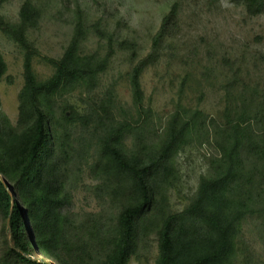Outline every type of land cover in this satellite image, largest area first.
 Returning <instances> with one entry per match:
<instances>
[{"label": "trees", "instance_id": "obj_1", "mask_svg": "<svg viewBox=\"0 0 264 264\" xmlns=\"http://www.w3.org/2000/svg\"><path fill=\"white\" fill-rule=\"evenodd\" d=\"M228 1L251 17L264 15V0ZM6 2L0 0V8ZM42 21L31 0L22 2L16 22L0 15V32L23 51L16 125L0 111V176L7 182L6 189L0 181L5 230L0 264H128L151 236L157 243L154 264H237L239 256L247 261L251 245L243 240L244 223L253 220L264 239V87L249 94L235 71L224 91L238 105L222 119L198 109L187 115L177 104L157 128L141 79L156 62L159 45L175 35L174 4L144 58H137L134 43L117 42L129 51L131 105L119 103L112 86L77 113L59 107L58 99L77 89L95 91L114 54L112 42L104 55L85 54L88 32L77 18L62 56L42 58L52 73L40 80L33 68L39 53L27 35ZM258 59L264 65V53ZM6 72L0 53V82ZM190 136L212 152L204 157L206 169L188 204L173 212L168 193ZM87 173L104 196V221L102 215L78 217L71 210L77 180Z\"/></svg>", "mask_w": 264, "mask_h": 264}, {"label": "rangeland", "instance_id": "obj_2", "mask_svg": "<svg viewBox=\"0 0 264 264\" xmlns=\"http://www.w3.org/2000/svg\"><path fill=\"white\" fill-rule=\"evenodd\" d=\"M23 1L8 0L0 8V15L9 22H16ZM31 1L40 9L43 19L38 28L27 35L39 53L33 63L38 79L44 80L51 75V67L42 58L62 56L77 18L82 19L88 32L85 54L99 51L104 55L108 40L112 42L114 54L95 91L87 93L77 89L62 95L57 102L59 107L68 105L82 113L92 107V100L103 98L112 86L117 101L130 106L129 51L118 48L117 42L134 43L137 58H144L151 50L152 38L163 17L174 4H177L178 18L175 35L159 45L156 62L148 66L141 79L144 104L153 109L157 128L162 127L161 120L177 104L187 115L198 109L207 118L222 119L226 109L233 110L238 105L235 95L227 98L224 91L235 71H238L239 84H244L249 94L254 89L260 93L263 90L264 65L258 57L264 53V15L251 17L243 6L228 0ZM0 53L7 66L0 82V111L14 126L18 118V94L23 87V51L0 32ZM182 84L184 88L180 91ZM77 141L82 143L80 135ZM211 150L206 144L198 147L194 138H188L176 159L177 181L168 193L171 211L178 212L188 204L206 169L204 157L211 154ZM95 186L91 176L83 174L80 181L77 180L71 210L78 217L90 213L102 215L104 221L108 216L107 205ZM76 222L81 223L79 219ZM6 233L8 237L7 223ZM243 234L251 250L246 253L247 261L239 256L237 264H264V239L260 238L253 220L244 223ZM4 238V220L0 217V259L5 253ZM73 245L78 246L75 242ZM156 257L157 243L151 236L131 256L128 264H154Z\"/></svg>", "mask_w": 264, "mask_h": 264}, {"label": "water", "instance_id": "obj_3", "mask_svg": "<svg viewBox=\"0 0 264 264\" xmlns=\"http://www.w3.org/2000/svg\"><path fill=\"white\" fill-rule=\"evenodd\" d=\"M0 181L3 184V186L7 189V182L1 176H0ZM7 227H8V235H9L10 234V228L8 226V223H7Z\"/></svg>", "mask_w": 264, "mask_h": 264}]
</instances>
